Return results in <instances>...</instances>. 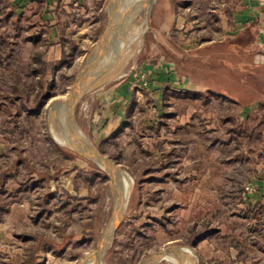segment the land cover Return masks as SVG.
<instances>
[{"label": "rangeland", "instance_id": "obj_1", "mask_svg": "<svg viewBox=\"0 0 264 264\" xmlns=\"http://www.w3.org/2000/svg\"><path fill=\"white\" fill-rule=\"evenodd\" d=\"M110 1H105L100 20L96 16L99 8L94 10L93 17L80 13L63 17L62 22L67 24L60 45H54L55 48L48 39V28L43 29L37 23L36 3L30 5L17 24L14 19V23L3 26L10 35L9 41L18 44L8 45L13 49L12 65L0 68V111H3L0 135L10 146L17 145L25 152L36 168L46 166L51 174L59 170L55 182L24 192L36 220L30 228L45 233L54 231L58 242L54 256L67 249L59 264L69 261L78 264L84 256H90L107 230L113 206L109 172L60 145L64 142L61 143L57 133L64 137V108L58 123L48 115L52 103L68 98L85 62L98 50L96 64L85 78L86 84L95 79L98 82L81 95L71 109L72 116L83 139L125 170L133 181L127 184L125 213L101 264H137L150 254L175 246L190 250L195 264H264V216L258 222L234 216L247 207L234 194L238 182L244 181L246 187L256 166L264 164V73L253 74L246 83L238 84L232 98L224 93L197 92L194 85L189 92L168 89L162 95L159 110L149 94L141 90L143 83H148L146 78L156 60L173 62L178 72L188 71L189 81L197 83L194 51L204 37L221 39L220 8L225 3L155 0L147 17L145 0H114V7L108 8ZM36 33L38 41L29 45L26 39ZM134 34L137 37L131 46L120 51V37ZM59 46L66 51L62 58ZM32 52H44L48 61H57L54 75L46 78L54 81L52 96L37 118H27L23 110L18 111V105L5 100L16 78L21 79L17 83L19 89L32 99L31 89L37 78L26 67ZM91 61L92 58L88 64ZM220 76L207 83L216 80L217 85L227 87ZM127 81L141 89L134 93L135 102L130 105L120 130L110 134L114 135L113 141L102 146L93 132L95 116L105 105L102 95L106 89ZM257 97V104L242 107ZM258 133H261L259 141ZM238 153L245 159L237 158ZM4 159L5 156H0V166L4 165ZM77 169L84 173L97 171L107 178L97 202L92 203L95 192L88 193L84 186L74 190ZM37 202L43 209L36 206ZM37 211L41 212V219L35 217ZM236 218L235 229L228 227ZM204 219L216 228L225 229L224 233L219 231L194 247L181 243L190 225H199ZM90 221L92 232L83 242L80 237ZM231 232L237 233V247L231 246L234 243ZM202 242L207 247L199 246ZM76 254L81 255L76 258ZM155 264L174 263L161 260Z\"/></svg>", "mask_w": 264, "mask_h": 264}, {"label": "crops", "instance_id": "obj_2", "mask_svg": "<svg viewBox=\"0 0 264 264\" xmlns=\"http://www.w3.org/2000/svg\"><path fill=\"white\" fill-rule=\"evenodd\" d=\"M97 1L100 0H9V9L13 13L8 23L11 21L13 23L14 19L17 23L21 21L20 17L24 16L30 5L36 3L39 7L37 12L30 9L31 12H35L38 25H41L43 29L48 28V39L53 46L60 45L58 25L62 23L63 17L70 13H80L86 17L93 14V17L94 10L97 9ZM222 3H225V7L220 8L221 39L209 40L204 37L201 39L202 44H199L194 51L197 54V57L193 59L196 63V67L193 69L198 76L197 83L190 82L188 71H184V74L178 72L173 62H161V60L158 62L156 60L152 63L154 69L150 70V75L146 78L148 83H143L144 89H141V86L139 88L149 94L157 110L161 108L162 95L168 89L176 88V91L189 92L190 86L194 85L199 90L197 92L224 93L232 98L231 93L238 90V84L246 83L244 81L250 80L253 74L258 75L260 73L262 75L264 73V0H222ZM40 36L43 37L42 33ZM28 41L31 45V40ZM33 53H29V55L31 56ZM60 54L61 48L59 46ZM44 59L49 60L45 57ZM194 63L192 62L193 65ZM238 68H240L239 72ZM218 75H221L220 77L228 84L227 87L217 85L216 80H212L210 84L207 83ZM238 76L240 80H238ZM249 83L251 84V81ZM133 89L134 83L127 81L106 89L103 93L101 100L105 105L95 116L93 126V132L99 136L97 137L99 141L109 136L125 122L127 111L130 109L134 97ZM241 89L247 91V89ZM250 89L253 90L251 87ZM254 90L258 91V89ZM262 97H264L263 94ZM258 100V97L255 100L253 98L252 103L242 107L253 106L258 103ZM0 156H5V161H9L15 156L12 146L1 135ZM255 170L256 172L250 176L246 184L253 187L254 191L244 193L245 206L255 203L264 206V164L256 166ZM13 183V180L8 179L6 186ZM25 194L23 191L16 195L17 201L11 202L10 210L0 222V264L22 263L26 252V243L20 236L24 233H43L55 236L54 232L45 233L35 228L31 229L32 223L36 220L33 219V214L30 212V204L27 202ZM41 217L37 218L41 219ZM217 228L219 233H224L225 229ZM201 244L202 247H207L203 242L199 246ZM66 251L67 249L55 257L56 251L54 249L42 250L37 256L38 264H59V260L66 255ZM92 262L97 264L96 259L89 260L88 264H93ZM69 263L72 262L69 261Z\"/></svg>", "mask_w": 264, "mask_h": 264}, {"label": "trees", "instance_id": "obj_3", "mask_svg": "<svg viewBox=\"0 0 264 264\" xmlns=\"http://www.w3.org/2000/svg\"><path fill=\"white\" fill-rule=\"evenodd\" d=\"M105 1L106 0H100L99 2H96V8H99V12L96 16L99 20L102 18L101 11ZM12 13L13 12L9 9V0H0V68L4 69H7L9 65H12L11 59L13 58V49L12 47L10 49L8 45L18 44V41H9L10 35L7 34V32H5L3 29V26L8 24ZM72 16L73 14L71 13L69 15H65L66 18ZM66 22H62L58 25L60 38H62V34L64 33V29L67 24ZM15 23L17 24V21H15ZM38 37L39 36L37 34L31 35L30 37H28L29 39L27 38L26 40H31L34 45L38 41ZM65 55L66 51L62 49L61 58ZM26 67L29 68V74L37 78V80L33 82L34 86L31 89L32 99L29 100V94L28 96L27 93L26 95H24L23 92L19 89L17 83L21 79L16 78V81L10 85L9 92L5 100L9 104L15 106L18 105V111L23 110L26 113L27 118H37L39 117L44 104L52 96V87L54 81L53 79L47 81L46 78L52 77L54 75L55 71L57 70V61L53 62L44 59V52H34L30 56ZM144 96H146V99L148 100L147 93H144ZM134 98L135 97H133L132 104L135 102ZM0 104L2 105L1 102ZM3 106H7L6 103H4ZM2 112L3 111H0V114ZM22 115L23 114H21V116ZM120 128L121 126L117 130L119 131ZM113 137L114 135H110L106 139L102 140L100 142V145L103 146L107 142H112ZM257 137L258 141L261 140V133H258ZM156 147L159 148V146ZM12 150L15 153L14 158L9 161L6 160L4 165L0 166V222L2 221L4 215L10 210V204L11 202H14L15 197L19 192H25L28 188L39 187L43 183L48 184L50 182H55L59 171L56 169L55 173L51 174L46 166H41L39 167L40 169H38L30 161V158L26 156L25 152L19 149L17 145H14L12 147ZM238 156L239 157L237 158L239 159H245L243 158L242 153H238ZM8 179L13 180L14 183L12 185L10 184L6 186V181ZM106 181L107 178L97 171H93L91 173H84L82 170L77 169L74 179V190H78L81 185L88 190V193L95 192V197L92 200V203H95L100 198ZM234 191V194L236 195L238 201L243 204L244 200L241 194L245 192L244 181L238 182V187H236ZM35 204L40 209H43L41 203L39 204L37 202ZM40 214L41 212L37 211L35 217H39ZM234 216H237V218H243L245 220L253 219L258 222L261 217L264 216V208L259 203H256L254 205H248L244 210H240L235 213ZM237 218L235 219V221L233 220V222H231V225H229L228 227L234 228L237 224ZM92 221L85 225V232L80 237L83 242L88 240L89 235L92 232ZM218 232V228H216L213 223H210L209 221L204 219L199 225H190L187 234L184 236V239L181 241V243L194 247L199 242L209 239L211 236L217 234ZM20 237L26 243V252L24 253L21 264H38L37 256L42 250H52L58 245L55 236H49L43 233H24ZM58 237L61 238L59 233ZM237 237L238 236L236 232H231L230 238L234 241V243L231 244L232 247H237V244L235 243V239H237ZM80 255L81 254H76V258H79Z\"/></svg>", "mask_w": 264, "mask_h": 264}, {"label": "water", "instance_id": "obj_4", "mask_svg": "<svg viewBox=\"0 0 264 264\" xmlns=\"http://www.w3.org/2000/svg\"><path fill=\"white\" fill-rule=\"evenodd\" d=\"M113 1L114 0H111L108 3V8L111 7L112 5L114 7ZM154 2L155 0L144 1L143 6L147 9V17L150 16ZM80 73L76 79L75 85L68 98L60 101H55L49 107L48 115L54 120V122L56 123L59 122V114L63 108L70 106L73 108V106L77 104L81 95L85 91L90 89V87H92L94 83L98 82V79H95V80H91L89 84H86L85 82L86 76L82 77L80 76ZM63 139H64V144H60L61 146L66 147L73 154H76L88 161H92L99 165L105 166L114 174L113 180H110V177L107 175L110 181V188L112 189V199H113L112 213L108 221L107 233L104 239H102L100 242L96 244V247L92 251L91 255L84 256L79 262V264H88L89 260L91 259H99V258L103 259L107 254L109 248L111 247L114 240L115 231L123 218L127 206V196H126L127 180L129 178L132 181V179L125 170H123L121 167L115 164L109 157L102 154L96 147H94L89 142H79L64 137ZM174 253L183 254L184 248H182L181 246L166 248L164 250L148 255L147 257L139 261L137 264H155L156 262L161 261L164 257Z\"/></svg>", "mask_w": 264, "mask_h": 264}, {"label": "bare ground", "instance_id": "obj_5", "mask_svg": "<svg viewBox=\"0 0 264 264\" xmlns=\"http://www.w3.org/2000/svg\"><path fill=\"white\" fill-rule=\"evenodd\" d=\"M137 2V1H136ZM134 4V2H132ZM135 6V5H134ZM137 7V6H136ZM136 9V8H135ZM121 10V9H120ZM116 12V11H115ZM120 12V11H119ZM134 12V11H133ZM123 15V14H122ZM134 15V14H133ZM112 18V17H111ZM123 18V17H122ZM130 26V25H129ZM127 35V34H126ZM137 37L136 34L131 35V36H121L118 43H119V50L122 51L124 49H128V45H130L134 39ZM140 41V40H139ZM131 46V45H130ZM100 51H96L94 54L92 53L90 55V57L88 58V60L85 62L80 76H86L89 71L91 70L92 67L95 66V61L97 60L96 56L99 54ZM92 58V61L88 64L89 59ZM72 107H65L64 108V113H63V117H64V137L67 139H73L79 142H88L87 140H84L82 137V134L80 133V131L78 130L76 123H75V119L72 116ZM57 136L59 137V140H61V143L64 142V139L60 136V134L57 133ZM97 164V163H95ZM98 167L102 170L101 165L97 164ZM103 166V165H102ZM105 167V166H103ZM105 169L113 175V172H111L108 168L105 167ZM109 173H107V175L110 177V180L114 179V175L111 176L109 175ZM130 184L131 181L128 178L127 180V184ZM107 233V230L103 233L102 239H104L105 235ZM192 257V252L190 250L184 249V253L183 254H179V253H174L171 254L169 256L164 257L162 260L164 261H168L170 263H174V264H195V262L193 261ZM195 258V257H194ZM93 260V259H92ZM100 264H101V259H96ZM159 262V261H158ZM157 263V262H156ZM96 264V263H95Z\"/></svg>", "mask_w": 264, "mask_h": 264}, {"label": "built area", "instance_id": "obj_6", "mask_svg": "<svg viewBox=\"0 0 264 264\" xmlns=\"http://www.w3.org/2000/svg\"><path fill=\"white\" fill-rule=\"evenodd\" d=\"M139 90H140L139 86H137V85L134 84V89H133V91H134L135 93H138ZM244 190H245L246 193H252V192L254 191L253 187H251V186H246V187L244 188Z\"/></svg>", "mask_w": 264, "mask_h": 264}]
</instances>
